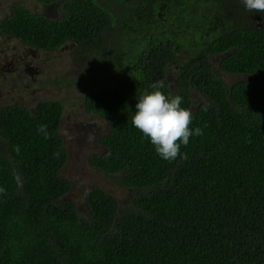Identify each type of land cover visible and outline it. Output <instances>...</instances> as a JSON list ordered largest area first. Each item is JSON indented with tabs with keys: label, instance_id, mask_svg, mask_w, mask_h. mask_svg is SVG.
Listing matches in <instances>:
<instances>
[{
	"label": "trees",
	"instance_id": "trees-1",
	"mask_svg": "<svg viewBox=\"0 0 264 264\" xmlns=\"http://www.w3.org/2000/svg\"><path fill=\"white\" fill-rule=\"evenodd\" d=\"M36 1L60 14L14 3L0 36L40 51L74 43L96 53L84 108L108 132L88 165L130 194L119 202L89 188L82 215L64 200L63 104L1 106L0 264H264V28L237 27L231 9L240 0ZM116 29L126 36L119 51L104 41ZM218 72L247 79L227 85ZM161 80L203 131L181 146L186 159H161L131 122L136 97ZM193 91L206 99L195 109Z\"/></svg>",
	"mask_w": 264,
	"mask_h": 264
},
{
	"label": "rangeland",
	"instance_id": "rangeland-1",
	"mask_svg": "<svg viewBox=\"0 0 264 264\" xmlns=\"http://www.w3.org/2000/svg\"><path fill=\"white\" fill-rule=\"evenodd\" d=\"M14 3H20L32 13L47 18L60 14L57 5L43 6L36 0H0V20L9 15ZM118 37L126 36L116 29L107 32L104 41L119 51L121 41ZM96 58L93 51L81 53L74 43H67L48 52L0 36V107L18 105L33 110L39 102L47 99L63 104L58 135L63 140L68 159L60 176L71 183V190L64 200H72L84 216L88 214L84 197L89 188L99 187L119 202H123L130 194L128 189L119 187L114 178L88 165L91 155L102 152L97 138L108 132V124L96 116L88 115L84 108V79L97 69ZM217 61L214 58L211 64L216 66ZM218 75L227 85L247 79L222 72H218ZM174 79L175 68L170 66L168 81L172 88ZM191 99L193 109L206 100L196 91L192 92Z\"/></svg>",
	"mask_w": 264,
	"mask_h": 264
},
{
	"label": "clouds",
	"instance_id": "clouds-1",
	"mask_svg": "<svg viewBox=\"0 0 264 264\" xmlns=\"http://www.w3.org/2000/svg\"><path fill=\"white\" fill-rule=\"evenodd\" d=\"M246 11L264 13V0H240ZM164 81H158L139 97H136L135 112L131 118L132 125L138 129L153 145L161 159L174 161L178 157L186 159L181 153V146H187L193 135L203 134L201 128L191 127L193 113L191 109L182 107L183 97L166 95L162 89ZM38 131L49 139L47 125H40ZM17 151L19 149L17 148ZM59 156V153H54ZM5 191L0 188V192Z\"/></svg>",
	"mask_w": 264,
	"mask_h": 264
},
{
	"label": "flooded vegetation",
	"instance_id": "flooded-vegetation-1",
	"mask_svg": "<svg viewBox=\"0 0 264 264\" xmlns=\"http://www.w3.org/2000/svg\"><path fill=\"white\" fill-rule=\"evenodd\" d=\"M232 9H231V14H234L236 16L237 19V27H241V28H247L253 25L258 26L260 29L264 28V13H260V12H248L245 10V8L243 7V5H241L240 3H236L234 5H232ZM263 15V16H261ZM220 19V18H218ZM221 21V20H220ZM224 24V23H221ZM235 24V22H234ZM226 25H222V29L225 30L226 29ZM235 26V25H234ZM176 68V67H175Z\"/></svg>",
	"mask_w": 264,
	"mask_h": 264
}]
</instances>
